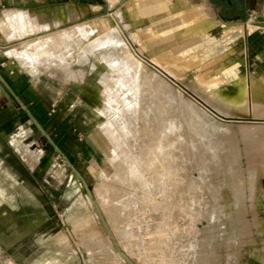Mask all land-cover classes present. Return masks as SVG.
<instances>
[{"label":"rangeland","instance_id":"374dc122","mask_svg":"<svg viewBox=\"0 0 264 264\" xmlns=\"http://www.w3.org/2000/svg\"><path fill=\"white\" fill-rule=\"evenodd\" d=\"M135 1L142 15L169 9L172 25L189 37L176 29L158 38L164 32L159 17L142 24L127 15L134 1L71 0L70 14L77 7L80 16L0 45L7 84L0 97V169L23 189L9 187L14 199H24L19 206L0 197L3 264H44L50 257L62 264L68 251L74 254L70 264H264V99L252 93L256 86L264 95V22L255 19L264 15V0H245L242 8L215 5L216 16L205 2L190 3L227 28L221 36L216 32V44L205 36L202 21L177 12L176 0L166 7L155 0L152 9ZM10 6L0 0V14ZM240 18L244 24L223 21ZM0 29L2 36L10 32ZM59 35L72 45L65 40L64 46ZM50 39L64 51L68 46L67 55ZM121 39L120 54L113 43ZM40 48L51 51L42 54ZM101 63L108 76H102ZM230 78L247 87L246 96H234L238 103L232 100L244 111L209 86ZM110 81L130 88L128 95L119 90L121 103L106 90ZM99 95L105 97L100 106ZM211 108L243 121L222 119Z\"/></svg>","mask_w":264,"mask_h":264},{"label":"bare ground","instance_id":"6f19581e","mask_svg":"<svg viewBox=\"0 0 264 264\" xmlns=\"http://www.w3.org/2000/svg\"><path fill=\"white\" fill-rule=\"evenodd\" d=\"M161 1H162V4H163V5L168 6L167 3H169V2H167V0H161ZM173 5H174L175 8L178 9L177 12H179L181 15H183L184 19H185V18L187 19V18H189V17H190V19H191V17H192V18H194L195 20L202 21L203 25L205 26V30H206V31H205V36L211 41L212 44H216V43H218V36L216 37V32H218V34H221L222 29H221L220 27H223V26H221V25H217V24H214V23H211V22L209 21V19H208V18H205L204 15H203L199 10H193L192 7H190V0H176L175 3H174ZM182 8H183V9H182ZM180 9H181V10H180ZM197 9H198V8H197ZM123 12H124V11H123ZM255 19H257V18H255ZM193 21H194V20H193ZM259 22H260V21H259ZM261 23H262V22H261ZM120 24H121V23H120ZM252 24H253V23H252ZM257 24H259V23H257ZM257 24H256V25H257ZM254 25H255V23H254ZM260 25H261V24H260ZM252 26H253V25H252ZM86 27H87V26H86ZM253 27H254V26H253ZM77 28H78V27H77ZM114 28H115V27H114ZM117 28H118V27H117ZM75 29H76V28H75ZM75 29H74V30H75ZM79 29H82V27L79 28ZM93 29L95 30L96 28H93ZM112 29H113V28H112ZM85 31L87 32L88 30L86 29ZM72 32H73V30H72ZM75 32L77 33V31H75ZM78 32H79V31H78ZM81 32H83V30H82ZM88 32H93V31H88ZM115 32L118 34V32H117L116 30H115ZM66 33H67V34H64V35L69 36V35H68V34H69L68 31H67ZM70 33H71V31H70ZM73 33H74V32H73ZM79 33H80V32H79ZM61 35H62V34H61ZM72 35L75 36V34H71V37H70V38L68 37L69 39H71V40H70L71 42L73 41V40H72ZM79 35H80V34H79ZM79 35H78V33H77V37H78ZM82 35H83V34H82ZM111 35H112V37H111L110 35H108V36H110V37L113 39V37L115 36V34L113 33V34H111ZM119 35H120V34H119ZM121 35H122V34H121ZM59 36H60V35H59ZM59 36H58V37H59ZM88 36H90V35L88 34ZM108 36H107V37H108ZM60 37H61V36H60ZM75 37H76V36H75ZM117 37H118V36H115V38H117ZM122 37H123V36H122ZM55 38H57V36H56ZM55 38H54V39H55ZM61 38L63 39V37H61ZM61 38H58V40L60 39V40H59V43H58V41H57L58 44H60ZM68 38H67V39H68ZM85 38H86V37H85ZM87 38H88V37H87ZM104 38H105V40H106L107 42L110 41L108 38H107V39H108V40H107L106 37H103V40H104ZM52 39H53V38H52ZM73 39H74V38H73ZM117 39H120V38L118 37ZM123 39H124V38H123ZM63 40H64V39H63ZM65 40H66V39H65ZM65 40H64V43H66ZM75 40H76V39H75ZM78 40L80 41L79 38H78ZM86 40H87V39H86ZM44 41H45V39H44ZM44 41H43L44 44L42 43L43 46L45 45V42H44ZM46 41L48 42L49 40H46ZM50 41H53V40L50 39ZM50 41L48 42L49 45H50ZM66 41H68V40H66ZM70 41H68V42L71 44ZM79 41L76 40V41H74V42H79ZM116 41H117V40H115L114 43H113V48H114V49H117V51L121 54L120 51L123 50V48H124V46H125V41H126V40L124 41V40L121 39V40H118L117 42H116ZM40 42H42V41H40ZM40 42H38V43H40ZM53 42H54V41H53ZM53 42H52V43H53ZM55 42H56V40H55ZM55 42H54V43H55ZM68 42H67L66 44L63 43V45H64V46L67 45ZM101 42H102V44H105L103 41H101ZM111 42H112V41H111ZM35 43H37V42H35ZM57 43H55V44H57ZM61 43H62V42H61ZM72 43H73V42H72ZM108 43H109V42H108ZM126 43H127V42H126ZM40 44H41V43H40ZM42 44H41V48H42ZM58 44L56 45V46L58 47V48H57V51H58L59 48H61V46L59 45V46H60V47H59ZM73 44H74V43H73ZM96 44H97V43H96ZM114 44H115V45H114ZM123 44H124V46H123ZM29 45H30V48H31V44H29ZM46 45H48V44H46ZM51 45H52V44H51ZM51 45H50V47L53 46V45H52V46H51ZM61 45H62V44H61ZM71 45H72V44H71ZM71 45H70V46H71ZM76 45H77V44H76ZM34 46H36V45L34 44ZM37 46L40 47V45H38V44H37ZM54 46H55V45H54ZM64 46H63V47H64ZM68 46H69V44H68ZM68 46H67V47H68ZM80 46H81V44H80ZM97 46L99 47V45H97ZM97 46H96V47H97ZM39 47H38V48H39ZM44 47H45V46H44ZM47 47H48V46H47ZM47 47H45V48L48 49ZM67 47H66V50H67ZM73 47H74V46H73ZM73 47H70V48L73 49ZM102 47H103V45H102ZM104 47H105V49H107V47H109L108 50H111V49L113 50V48H111V47H112L111 44H106V46H104ZM38 48L36 47V48H34V49H35V50H38ZM41 48L39 49V50H40V53H42L41 50H43V49H41ZM110 48H111V49H110ZM128 48H129V46H128ZM46 49H45V52H47ZM53 49H54V48H53ZM63 49H64V48H63ZM23 50H24V52L26 51V49H23ZM59 50H60L61 52L64 51V50H62V49H59ZM66 50H65L64 52H66V55H67V51H66ZM76 50H77V48H76ZM76 50H75V51H76ZM124 50H125V49H124ZM21 51H22V50H21ZM49 51H51V50L49 49ZM49 51H48V52H49ZM68 51H69V48H68ZM79 51H81V49H80ZM117 51H116V52H117ZM125 51H126V50H125ZM24 52H23V53H24ZM36 52L39 53V51H36ZM36 52H35V53H36ZM45 52L43 51V53H45ZM48 52H47V54H49ZM52 52H53V51H52ZM73 52H74V51H73ZM111 52H113V51H111ZM18 53L20 54V52H18ZM25 53H26V52H25ZM43 53H42V54H43ZM56 53H57V52H56ZM75 53H76V52H75ZM19 54H18V55H19ZM36 54H37V53H36ZM36 54H35V55H36ZM47 54H46V55H47ZM52 54H53V53H52ZM60 54H61V53H60ZM62 54H63V53H62ZM62 54H61V55H62ZM79 54H80V53H79ZM126 54H127V51H126ZM20 55H21V54H20ZM26 55H28V53H27ZM26 55H25V58L27 59L28 57H27ZM50 55H51V54H50ZM50 55H49V56H50ZM57 55H58V54H57ZM64 55H65V54H63V56H64ZM69 55H70V57H71V52L69 53ZM74 55H75V54H74ZM77 55H78V53H77ZM122 55H123V53H122ZM132 55H134V54H132ZM28 56H29V55H28ZM43 56H44V55H43ZM47 56H48V55H47ZM49 56H48V57H49ZM53 56H54V55H53ZM55 56H56V55H55ZM55 56H54V57H55ZM94 56H95V55H94ZM119 56H120V55L118 54L117 57H119ZM126 56H128V55H126ZM129 56H130V54H129ZM22 57H24V56L22 55ZM50 57H51V56H50ZM58 57H59V60H60V56H57V58H58ZM131 57H132V56H130V58H131ZM29 58H30V57H29ZM29 58H28V59H29ZM57 58H55V59H57ZM64 58H65V57H64ZM72 58H74V57L72 56ZM98 58H99V57H98ZM114 58H115V57H114ZM121 58H122V56H121ZM124 58H125V57H124ZM124 58H123V60H127V59H128V58H127V59H126V58L124 59ZM28 59H27V60H28ZM53 59H54V58H53ZM68 59H69V58H68ZM133 59H134V58H133ZM61 60H62V59H61ZM63 60H65V59H63ZM66 60H67V59H66ZM66 60H65V61H66ZM72 60H73V59H72ZM74 60H75V59H74ZM96 60H97V59H96ZM98 60H99V59H98ZM118 60H119V58H118V59H115V60H114L115 62H113V63L118 62ZM121 60H122V59H121ZM129 60H130V59H129ZM134 60H136V59H134ZM28 61H29V60H28ZM30 61H31V58H30ZM65 61H64V62H65ZM70 61H71V60H70ZM99 61H100V60H99ZM99 61H98V63H100ZM109 61H110V60H109ZM136 61H137V60H136ZM62 62H63V61H62ZM127 62H128V61H127ZM129 62H130V61H129ZM131 62H132V61H131ZM139 62H140V61H139ZM35 63H36V61H35ZM108 63H109V62H108ZM110 63H112V62H110ZM113 63H112V64H113ZM118 63H119V62H118ZM123 63H124V62H123ZM33 64H34V63H33ZM130 64H132V63H130ZM130 64H129L128 66H130ZM138 64H139V63H138ZM208 64H209V63H208ZM93 65H94V64H93ZM122 65H123V64H122ZM142 65H143V64H142ZM126 66H127V64H126ZM205 66H206V65H205ZM93 67H95V66H93ZM93 67H92V68H93ZM117 67H118V66H117ZM143 67H144V66H143ZM98 68H99V67H98ZM126 68L129 69L130 67H129V68L126 67ZM131 68H132V66H131ZM144 68H145V67H144ZM144 68H143V70H144ZM100 69H101V71L103 72V73H102V76H104V74H105V76H108V75H106V74H107V73H106L107 71L105 70V69L108 70V68L105 67L103 63L100 64ZM114 69H115V68H114ZM146 69H148V68H146ZM92 70H93V69H92ZM108 71H109V70H108ZM145 71H147V70H144V72H145ZM148 71H149V70H148ZM228 73H229V70H228ZM228 73H227V74H228ZM109 74H111V73H109ZM146 74H148V73H146ZM229 74H230V76H231L234 80H236V79L238 80V77H239V73H238V72L234 71L233 69H230V73H229ZM148 75H149V74H148ZM150 76H151V78H150ZM150 76H149L150 79H153V81L156 80L157 83H159L158 81H159L160 79H159L157 76L153 75L152 73L150 74ZM110 77H111V76H109V78H110ZM141 77H142V76H141ZM109 78H108V79H107V78L103 79L102 77H100V79H103V80H109ZM113 78H114V76H113ZM145 78H146V77H144V79H145ZM210 78H211V76H210ZM100 79H99V80H100ZM114 79H115V78H114ZM114 79H113V80H114ZM141 79H142V78H141ZM154 79H155V80H154ZM211 79H212V78H211ZM211 79H210V80H211ZM233 79L230 78L227 82L224 81L223 84L219 83L217 80L214 79V80H212V81L209 82L210 85L208 84L210 87H211V85H212L213 87H214V86H215V87L217 86L216 89H218V90H219V88H220V91H222L223 95H224L225 98H226V100H225V98H224L225 101H223V102H226V101L228 100L229 102H233L232 105L234 104V101L238 98V97H236V99H235L234 96H241V97L243 98L244 96H246V95L248 94V92H247V91H248V90H247V87H246L245 85L242 84V83H244V82L241 81V82H242L241 84H239V82H238V83H235ZM103 80L100 81V83H101V82H104ZM206 80H207V79H206ZM208 80H209V79H208ZM141 81H144V80L142 79ZM146 81L148 82V80H146ZM238 81H240V80H238ZM259 81H260V80H259ZM111 82H112V81H110L109 83L111 84ZM113 82H114V81H113ZM113 82H112V83H113ZM147 82L144 81L143 84L146 85ZM100 83H99V84H100ZM151 83H152V80H151V81L149 80V82H148L147 85H150ZM160 83H161V82H160ZM110 84H109V86H110ZM141 84H142V83H141ZM153 84H154V82H153L151 85H153ZM104 85H108L107 82H106V84L103 83L102 87H103ZM111 85H113V84H111ZM145 85H143V86H145ZM99 86H100V85H99ZM153 86H156V84H154ZM102 87H101V88H102ZM104 87H107V86H104ZM213 87H211V88H213ZM215 87H214V88H215ZM218 87H219V88H218ZM101 88H100V89H101ZM211 88H210V89H211ZM102 89H103V88H102ZM102 89H101V90H102ZM207 89H208V88H207ZM210 89H209V90H210ZM216 89H215V90L212 89V90L215 91V94H218V93H216V92H217ZM106 90H108V92L111 94V95H110V96H112L111 98H112L114 101H117L118 103H121V102L124 100L123 98L120 97V94H119L120 92H119V90H120V91H125V90H126L127 92H126L125 94H127V95L130 93V91H129L130 88H129V87H126L125 84L122 83V82H121V83H120V82H119V83H115V84L113 85V87L110 86L109 89H108V87H107ZM167 91H168V90H167ZM207 91H208V90H207ZM210 91H211V90H210ZM102 92H104V89H103ZM105 92L107 93V91H105ZM105 92H104V93H105ZM169 92H170V93H174L175 91L173 92V90H171V91L169 90ZM208 92H209V91H208ZM208 92H207V93H208ZM212 92H213V91H211V94H212ZM109 93H108V94H109ZM170 93H169V94H170ZM209 93H210V92H209ZM252 93H253V95H254L256 98L261 99V100L264 99V95H263L262 91H260L258 88H256V86L252 88ZM102 94H103V93H102ZM215 94L213 93V95H215ZM104 95H105V94H104ZM176 95H177V94H176ZM208 95H209V94H208ZM105 96H106V95H105ZM173 96H174V95H173ZM218 96H219V95H218ZM218 96H217V97H218ZM101 97H103V96H100V95L98 96V98H99V101H98L99 106L102 105L101 103H103V101H104V100L100 99ZM219 97H220V96H219ZM219 97H218V98H219ZM104 98H105V97H103V99H104ZM211 98H212V97H211ZM214 98H216V96H215V97L213 96L212 99H214ZM222 98H223V97H222ZM222 98H221L220 102H222ZM245 98H246V97H245ZM234 99H235V100H234ZM246 99H247V98H246ZM246 99H245V100H246ZM158 100H159V99H158ZM216 100H217V98H216ZM218 100H219V99H218ZM218 100H217V101H218ZM232 100H234V101H232ZM238 100H239V98H238L235 102L238 103V102H237ZM240 101H241V100H240ZM243 101H244V100H242L241 102H243ZM215 102H216V101H215ZM241 102L239 103V104L241 105L240 107H242V106L244 105V104L242 105ZM244 102H245V101H244ZM246 102H247V101H246ZM217 103H218V102H217ZM257 103H258V102H257ZM259 103H260V102H259ZM223 104H224V103H223ZM225 104H226V103H225ZM225 104H224V105H225ZM227 104H229V103L227 102ZM261 104H262V103H261ZM237 105H238V104H237ZM237 105H236V104L233 105V106H235V107H234V108H235L234 110H237V109H236V108L238 107ZM245 105H246V103H245ZM254 105L256 106L255 109H257V105H256V104H254ZM219 106H220V105H219ZM221 106H222V105H221ZM221 106H220V107H221ZM225 106H226V105H225ZM236 106H237V107H236ZM227 107H228V105H227ZM240 107H239V108H240ZM243 107H244V106H243ZM243 107H242V108H243ZM261 107H262V106H261ZM99 108H100V107H99ZM216 108H217V107H216ZM231 108H233V107L231 106L230 109H231ZM101 109H102V108H101ZM217 109H218V108H217ZM253 109H254V108H253ZM98 110H99V109H98ZM178 110H179V112H180V109H178ZM234 110H233V111H234ZM238 110H239V109H238ZM238 110H237V111H238ZM240 110H241V109H240ZM240 110H239V111H240ZM244 110H246V107H245L243 110H241V111H244ZM263 110H264V109H263ZM99 111H101V110H99ZM102 111H103V110H102ZM215 111H216V110H215ZM221 111H222V110H221ZM226 111H227V110H226ZM231 111H232V110H231ZM257 111H258V113H259V110H257ZM260 111H261V110H260ZM229 112H230V111H229ZM255 112H256V111H255ZM262 112H263V111H262ZM222 113H223V112H222ZM226 113H227V112H226ZM241 113H242V112H241ZM253 113H254V112H253ZM260 113H261V112H260ZM223 114H224V113H223ZM228 114H229V113H228ZM254 114H255V113H254ZM256 114H257V113H256ZM224 116H225V114H224ZM258 116H259V115H258ZM221 125H222V123H221ZM207 127H208V126H207ZM176 128H177V127H176ZM225 128L227 129V127H225ZM225 128H224V129H225ZM221 129H222V128H221ZM224 129H223V130H224ZM211 130H212V129H211ZM224 131H227V132H228V130H224ZM207 132H208V131H207ZM227 132H226V133H227ZM229 132H230V131H229ZM212 133H213V132H212ZM220 133H221V132H220ZM228 135H230V134H228ZM228 139H229V138H228ZM231 139H233V138H231ZM221 140H222V139H221ZM218 141H220V140H218ZM222 141H223V142H222V144H223V143H224V140H222ZM214 142H216V141H214ZM233 142H234V141H233ZM233 142H232V143H233ZM219 143L221 144V141H220ZM230 143H231V142H230ZM232 143H231V144H232ZM220 144H218V145L221 146ZM225 144H226V143H225ZM234 144H235V143H234ZM218 145H216V146H218ZM223 145H224V144H223ZM223 145H222V146H223ZM234 147H235V146H234ZM216 148H218V147H216ZM220 149H221V148H220ZM220 149H217V150H220ZM237 155H238V154H237ZM237 157H238V156H237ZM230 158H231V157H230ZM228 159H229V158H228ZM235 159H237V158H235ZM238 160H239V159H238ZM234 162H235V161H234ZM232 165H233V164H232ZM234 165H235V164H234ZM230 167H231V166H230ZM231 168H232V167H231ZM221 170H222V169H221ZM223 170H224V169H223ZM229 170H231V169H229ZM234 172H236V171H234ZM234 172H233V173H234ZM224 173H226V172H224ZM229 173H231V171L228 172V174H229ZM231 174H232V173H231ZM238 175H239V174H238ZM0 176H1V177L3 176L2 179H1V177H0V179L2 180V184H0V197L4 198L5 200H8L9 202H11V204H14V205H15V203L18 202L19 206H22V205H23L22 203H23L24 199H23V201L21 200L22 202L19 201V200L16 201V200L14 199V195H13V193H11V191L13 190V188H14V189H17V190H21L22 187L19 185V183H18L14 178H12V177L10 176V174H9L6 170L0 169ZM224 176H225V175H224ZM236 176H237V175H236ZM235 178H236V177H235ZM5 182H6V184H8V185H6ZM234 182H235V181H234ZM234 182H233V183H234ZM214 185H215V184H214ZM10 186L12 187V190H11V191H10V188H9ZM220 186H221V185H220ZM231 186H232V185H231ZM239 187H240V186H239ZM20 188H21V189H20ZM233 188H234V187H233ZM240 188H241V187H240ZM22 191H23V189H22ZM218 191H219V190H218ZM236 191H237V190H236ZM14 192H15V191H14ZM216 192H217V191H216ZM240 192H241V191H240ZM15 193H16V192H15ZM21 193L23 194V192H21ZM232 193H233V191H232ZM237 193H238V191H237ZM19 195H20V194H19ZM23 195H24V194H23ZM20 196L22 197V195H20ZM24 196H25V195H24ZM26 196H27V194H26ZM15 198H16V197H15ZM27 198H28V197H27ZM17 199H18V198H17ZM0 200H1V198H0ZM28 200H29V199H28ZM31 200H33V198H32ZM15 201H16V202H15ZM9 202H8V203H9ZM25 202H26V201H25ZM24 206H25V205H24ZM24 206H23V207H24ZM1 207H2V206H1V203H0V208H1ZM17 207H18V206H17ZM25 207H26V206H25ZM15 208H16V207H15ZM15 208H13V209H15ZM19 208H20V207H19ZM19 208H18V210H20ZM21 208H22V207H21ZM236 208H237V207H236ZM6 209H7V208H6ZM238 209H239V208H238ZM238 209H237V210H238ZM0 210H1V209H0ZM3 210H4V208H3ZM15 210H16V209H15ZM22 210H23V209H22ZM25 210H26V209H25ZM4 211H5V210H4ZM11 211H12V210H11ZM11 211H9V213H8L9 215H10V212H11ZM13 211H14V210H13ZM23 211H24V210H23ZM0 212H1V211H0ZM17 212H18V211H17ZM26 212H29V211H26ZM236 212H237V211H236ZM1 213H2V212H1ZM11 213H12V212H11ZM23 213H24V212H23ZM4 215L7 216L6 214H4ZM29 215H30V214H29ZM31 215H32V214H31ZM26 216H27V215H26ZM236 216H237V215H236ZM238 216H239V214H238ZM1 217H2V216H1ZM9 217H10V216H9ZM12 218H13V217H12ZM28 218H30V217H28ZM32 218H33V217H32ZM237 218H238V217H237ZM237 218H236V219H237ZM91 219H92V217L89 218V220H91ZM1 220H2V219H1ZM35 220H36V219H35ZM237 220H238V219H237ZM23 221H24V220H23ZM31 221H32V220H31ZM33 221H34V220H33ZM91 221H93V220H91ZM29 223H30V222H28V224H29ZM88 223H90V222H88ZM95 223H96V222H95ZM35 224H36V223H35ZM37 225H38V224H37ZM37 225H35V226H37ZM14 226H15V225H14ZM85 226H86V225H85ZM9 227H10V226H9ZM12 227H13V226H12ZM33 227H34V226H33ZM87 227H89V226H87ZM34 228H35V227H34ZM31 229H32V226H31ZM77 229H78V228H77ZM10 230H11V229H10ZM17 230H19V229L17 228ZM79 230L81 231V228H79ZM84 231H85V230H84ZM24 233H25V232H24ZM77 233H78V232H77ZM78 235H79V234H78ZM84 235H85V232H84ZM87 235H88V234H87ZM89 237H90V235H89ZM92 237H93V236H92ZM66 240H67V239H66ZM61 241H62V245H63L65 241H64V240H61ZM63 241H64V242H63ZM66 243H67V242H66ZM66 243H65V244H66ZM60 246H61V245H60ZM66 246H67V245H66ZM68 252H70V251H68ZM68 252H67V256H66V257H63V262H62V264H70V262H71V258L74 257V254H72V255H68V254H69ZM60 258H61V257H60ZM57 259H58V258H57ZM57 259H56V258H52V257H50V258H45V259H43V260L41 259V260H42V263H44V264H57ZM68 260H69L70 262H69ZM0 261H1V260H0ZM2 261H3V260H2ZM2 261H1V262H2ZM2 264H3V262H2ZM37 264H38V263H37Z\"/></svg>","mask_w":264,"mask_h":264},{"label":"crops","instance_id":"0c3cea01","mask_svg":"<svg viewBox=\"0 0 264 264\" xmlns=\"http://www.w3.org/2000/svg\"><path fill=\"white\" fill-rule=\"evenodd\" d=\"M3 1H6V3H8L11 6L10 8H7L9 9L8 11L6 10L2 14H0V27L7 26L10 28V32L7 36H2L3 34L2 29H0V45L5 44L9 41L22 39L24 37L33 35L36 33V31L39 30V28L41 30H49L53 27H58L72 20V18L74 17L76 18L80 16V11L77 7L73 8V11H72L73 13L70 14L71 12H69L70 10H69L68 3L71 0H3ZM130 1H134V2L133 3L130 2L131 7L130 9H127L128 12H126L128 16L133 15L134 18L138 19L141 23L150 21L153 15H156L157 17L160 18L159 22L164 25V29H163L164 32L163 34H160L158 38H161L162 36H165L167 32L173 31L176 29L180 32L181 31L185 32L184 34L185 37H189V32L185 28L181 26H177V25H172V15L167 13L169 9H165L164 13L155 9V10H151L149 13H146V14L143 13L142 15L139 13V10H140L139 7L135 4L136 1L135 0H130ZM244 1L245 0H242V1L235 0L234 2H232V0H216L215 2L214 0H201V1L190 0V3L198 4V3L205 2L210 7L213 14L215 15V11H214L215 5L220 6L224 4L226 6H230L231 4L235 3V5H237L239 8L240 7L242 8L243 6L242 2ZM140 2L141 3L143 2L146 7L151 8V9L154 6L153 4L156 3L155 0H140ZM167 2H169L170 5L174 3L172 0H167ZM38 5H50L52 7L51 8H43V7L38 8L36 7ZM238 20L241 22L238 24H244L241 18L237 20H223V21L232 22V21H238ZM148 24L149 23H147L146 25ZM12 25H14L13 26L14 29L11 28ZM151 27L152 26H146L145 28H151ZM152 28L155 29L154 26ZM222 29H223V32L221 31V34L226 33L227 28L223 27ZM195 36L197 37L198 35H195ZM153 41H155V38L151 42ZM160 43L161 41L159 40V44ZM2 85L5 87L7 86V84L4 81H2V73L0 72V97H2ZM0 259H1V256H0Z\"/></svg>","mask_w":264,"mask_h":264},{"label":"water","instance_id":"95a60500","mask_svg":"<svg viewBox=\"0 0 264 264\" xmlns=\"http://www.w3.org/2000/svg\"><path fill=\"white\" fill-rule=\"evenodd\" d=\"M256 18H257L258 21L264 22V15H258V16H256ZM211 110L214 112V114L220 116L222 119H223V118H224V119H227V120H229L230 122L234 121V119H235V121H236V120H238V121H243L242 118H238V117H237V118H233V117H232V118L224 117V116L220 115L219 113H216V111H215L214 109L211 108ZM248 120H249V121H252V120H260V119H251V118H249Z\"/></svg>","mask_w":264,"mask_h":264}]
</instances>
